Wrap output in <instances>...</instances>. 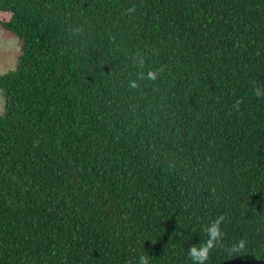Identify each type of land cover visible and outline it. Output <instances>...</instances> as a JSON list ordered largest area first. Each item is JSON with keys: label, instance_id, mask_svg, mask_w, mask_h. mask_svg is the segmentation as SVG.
Instances as JSON below:
<instances>
[{"label": "trees", "instance_id": "16d2710c", "mask_svg": "<svg viewBox=\"0 0 264 264\" xmlns=\"http://www.w3.org/2000/svg\"><path fill=\"white\" fill-rule=\"evenodd\" d=\"M0 30V264H193L216 219L205 264H264V0H0Z\"/></svg>", "mask_w": 264, "mask_h": 264}, {"label": "clouds", "instance_id": "9594fccd", "mask_svg": "<svg viewBox=\"0 0 264 264\" xmlns=\"http://www.w3.org/2000/svg\"><path fill=\"white\" fill-rule=\"evenodd\" d=\"M148 76L153 77L154 73L149 72ZM253 92L257 96L264 95V90L260 87H254ZM203 230L207 233V239L204 243L190 245L187 249V255L191 258L193 264H205L208 259L209 250L222 234L220 230V221L218 219L207 224ZM138 264H148V260L145 255H139Z\"/></svg>", "mask_w": 264, "mask_h": 264}, {"label": "rangeland", "instance_id": "374dc122", "mask_svg": "<svg viewBox=\"0 0 264 264\" xmlns=\"http://www.w3.org/2000/svg\"><path fill=\"white\" fill-rule=\"evenodd\" d=\"M4 30H0V73L15 67L18 50V39L15 36H4ZM5 110V99L0 92V113Z\"/></svg>", "mask_w": 264, "mask_h": 264}]
</instances>
